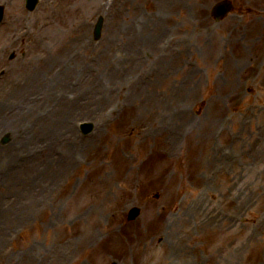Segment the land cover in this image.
Returning a JSON list of instances; mask_svg holds the SVG:
<instances>
[{
    "label": "rangeland",
    "instance_id": "374dc122",
    "mask_svg": "<svg viewBox=\"0 0 264 264\" xmlns=\"http://www.w3.org/2000/svg\"><path fill=\"white\" fill-rule=\"evenodd\" d=\"M178 1L60 0L50 11L44 0L29 14L21 9L22 0H0L6 7L0 42H9L0 54V67L9 69L0 81L1 105L2 100L21 101V89L35 68L47 77L49 55L57 72L62 61L74 59L78 47L87 45L78 57L89 62L81 90L102 80L93 92L99 100L107 92L108 71L117 63L116 49L125 54L120 74L132 71L126 60L133 42L150 52H143L147 60L140 55L134 59L133 65L138 59L146 62L140 76L112 81L117 91L123 86L132 95L114 102L113 111L107 104L99 106L92 116L98 121L95 130L78 140L79 147L72 146L76 159L55 161L61 156L56 150L71 145L46 143L47 132L57 125L52 118L41 119L31 133L26 129L28 112L49 105L48 91L21 101L28 110L21 116L24 122L0 128V139L10 133L7 145L0 146V238H5L0 264H105L110 258L120 264H264V18L254 19L264 14L246 11L257 0H233L243 10L216 22L204 0H181L170 7ZM159 12L166 16L158 18ZM26 14L33 32L13 41ZM99 14L106 22L102 39L93 42L90 32ZM233 15L242 19L236 29L229 20ZM42 21L47 23L40 31ZM207 25L213 34L204 31ZM167 29L173 43L164 56L157 55L155 44ZM223 31L232 34L216 42L213 35ZM77 33L82 38L60 50ZM14 51L17 56L9 59ZM220 53L226 56L217 62ZM68 101L60 98L63 110L55 117L69 126L93 110L85 102L67 109ZM21 128L43 141L27 147ZM168 128L173 139H167ZM53 161L59 170L49 169ZM134 203L141 216L128 221L125 232L114 230ZM44 205L47 209L41 211ZM21 209L34 212L27 221L11 218L20 216ZM20 226L28 232L14 245L15 251H24L23 258L19 253L2 258L9 235Z\"/></svg>",
    "mask_w": 264,
    "mask_h": 264
},
{
    "label": "bare ground",
    "instance_id": "6f19581e",
    "mask_svg": "<svg viewBox=\"0 0 264 264\" xmlns=\"http://www.w3.org/2000/svg\"><path fill=\"white\" fill-rule=\"evenodd\" d=\"M82 37V35L80 34H74L72 36V38L70 39V41L67 43L66 47H69L72 45L73 42H75L77 39H80ZM62 45H60V50H62L63 48L61 47ZM63 51H65V49H63ZM85 52V51H84ZM119 53L117 54V63L112 66V68L110 67V70L108 72V75H111V77L113 78H109L108 79V86L106 85V97L102 100V101H95L93 100V92L95 91L94 86L95 87H99V85L103 84V82L101 80L96 81L95 84H92L90 87H88L86 89L87 92H83V91H79V86L77 87H71L69 86V84H67V79L68 81L70 79H73L74 81L78 82L80 81V79L82 77H80L79 79H77V75H81L83 73L84 70L87 69V66L89 64L88 60H86L85 58H83L82 60H79L75 63H73L72 61V65H67V64H63V70L62 73H58V72H54V60L52 59V57L49 55L46 59H45V63L47 65V67H45V69L47 70V78L45 77V79L42 78L41 74H38V68H35L37 70L33 71V76H31L30 78L27 79L26 81V85L25 88H23L21 91H23L22 94V99L21 101L24 102H28L31 99V95L34 92L37 91H48L47 95H49V99H55V100H59L60 98H69V95L74 92H79V94L77 96H74L72 99L74 101H72L73 103L78 104L79 102L76 101H86L87 105H91V106H95V109L97 110L99 108L100 105H111L112 103L115 102L116 97L115 96H120V92L121 91H117L114 86L115 83H112V81H117L116 76H119L121 78H124L125 80L131 79L132 77H134V75H140L137 71L138 66H140V63L145 64L144 61L138 60L136 64H134L133 67V71L130 72H124L122 74L119 73L120 71V67H121V61L122 60V52L119 50ZM84 54V53H83ZM82 54V55H83ZM134 54L137 55V50L134 51ZM81 54L76 53L77 57H81ZM124 55V54H123ZM81 59V58H80ZM112 69V70H111ZM34 70V69H32ZM106 78V70H105V76ZM17 79H19L18 75L17 78L15 79V81L17 82ZM72 84V83H71ZM71 91H67L66 89H70ZM55 91V92H49V91ZM65 90V91H63ZM57 91H61V95L58 96ZM90 91V92H89ZM132 95V94H130ZM130 95H128L130 97ZM56 103V102H54ZM54 103L49 102V112L47 111V109H44V111L46 112L43 115L37 114L34 115L33 113H29L26 106L23 105H19L17 107H11V106H7L4 105L2 106L0 104V107L3 111V118L5 119L6 117H9L6 121H4V119L2 118V116L0 115V125H1V129H3L4 131H6V129L9 128V126H11L8 123H17L19 121L24 122L23 118L21 117L22 115H24L26 112H28V114L25 116V121L28 123L27 124V130L29 133H31L33 131V129L36 126V123L40 122L41 119H50L51 117H53V114H51V110H53L54 108ZM72 103V104H73ZM57 104V103H56ZM72 104H68L72 105ZM75 106V105H74ZM16 108V109H13ZM13 109V110H12ZM51 111V112H50ZM170 116V113L168 114V117ZM171 120H173V115H171ZM31 121V123H30ZM59 120L56 117L52 118V123H57ZM8 124V125H7ZM171 124H167V126H169ZM7 126V127H6ZM21 133L22 136H20L25 142L27 147L29 146H33L35 144H37L38 142L43 141L42 139L39 138H32L31 136H27L26 134L28 132H26V130H24V128H21ZM166 131H168V138L167 139H173V131L168 128ZM73 135H74V128L69 127L68 124H61L58 122V124L56 125L55 129H51L50 131L47 132L46 136H45V140L46 143L50 142V141H62L65 142L67 144H70V149L69 150H64V152H62L61 156L57 158V160H55L56 162L59 163V160H63L62 158H77V152L76 150H74V148L72 146H77L78 147V141L74 138L73 139ZM15 138H18L16 135L14 137L13 143L10 145L14 146L16 144V140ZM1 146V145H0ZM4 146L2 147V149H0V152L3 150ZM6 155L3 157L5 159ZM62 157V158H61ZM7 158V157H6ZM58 163L55 164V162L53 161V165L48 164L49 169L52 171H55L56 169L59 170L58 168ZM53 167V168H52ZM42 190H46L47 191V186H42L41 187Z\"/></svg>",
    "mask_w": 264,
    "mask_h": 264
}]
</instances>
